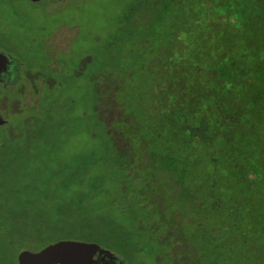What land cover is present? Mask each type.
Listing matches in <instances>:
<instances>
[{
    "label": "rangeland",
    "instance_id": "rangeland-1",
    "mask_svg": "<svg viewBox=\"0 0 264 264\" xmlns=\"http://www.w3.org/2000/svg\"><path fill=\"white\" fill-rule=\"evenodd\" d=\"M206 6L0 0V53L17 62L20 77L0 87V114L8 121L0 128V264H16L18 248L65 240L99 243L126 264H264V219L240 236L244 225L232 230L208 194L204 205L188 198L193 190L201 194L193 171L185 158L175 163L173 118L183 104L175 105L177 74L186 76L190 51L208 53V24L237 25L229 8L195 22L192 9ZM202 81L196 77L199 90L207 89ZM20 100L32 109L12 102ZM161 104L172 112L161 117L172 119L171 127L158 125ZM206 155L198 157L208 166ZM147 206L151 220L143 217ZM200 206L204 216L192 211Z\"/></svg>",
    "mask_w": 264,
    "mask_h": 264
},
{
    "label": "trees",
    "instance_id": "trees-1",
    "mask_svg": "<svg viewBox=\"0 0 264 264\" xmlns=\"http://www.w3.org/2000/svg\"><path fill=\"white\" fill-rule=\"evenodd\" d=\"M203 1L207 2L204 9L194 11L197 6H193L192 16L195 22L202 19L205 21L209 10V15L212 14L214 19V15L218 14L219 17L221 10L229 8L236 14L237 25H229L228 28L221 24H208L205 27L209 36L208 53L206 54V50L199 52V46L193 50L194 53L190 51L192 61L186 66L189 68L186 69V76L181 74V70L177 74L178 93L175 98L178 102L175 105L183 104L181 113L177 114L178 119L172 117L176 125L172 132H176L174 139L180 145L175 150L176 155L179 153V159L175 156V163L182 162L185 158L183 162L187 169L193 173L194 170L197 171V174L190 173L189 177H192L193 186L197 185L201 194L193 190L190 195L188 192V198L191 197L193 203L199 200L204 205L202 200L205 197L202 196L208 194L206 196L211 201V207L216 204L225 210L223 217L230 222L232 230L238 232V222L244 225L239 233L241 236L242 230L247 229L246 226H249L250 232L255 220L264 219V0H250L253 8H248V0ZM199 2L202 0H194L195 4ZM242 13L244 18L241 17ZM229 29L236 33L235 37L233 33L230 35ZM177 39L179 40L178 36ZM184 39L180 41L184 42ZM218 56L222 58L219 59ZM238 62L248 69L235 70ZM169 72L164 69L165 74ZM209 74L208 83H205V75ZM199 75L207 89L199 90L202 85L195 83ZM47 83L46 81L45 84ZM156 108L160 111V129L161 122L165 126L173 125L172 119L168 123L161 118L172 114L168 107L161 104ZM19 114L21 117L25 116V113ZM186 132L188 136L185 135ZM179 133L182 135L178 136ZM165 144L168 143L165 141ZM175 151L170 154L172 157ZM199 153H207L208 166L202 164ZM249 174H253V177H248ZM126 186L123 185L125 198L130 196ZM214 191L220 195H215ZM138 194L140 198L142 191ZM137 205L142 206L139 203ZM185 206H175L170 212V218L180 215L179 209H184ZM148 208L147 206L143 217L151 220L153 214ZM192 211L195 215L204 216L201 206ZM158 217L165 218L159 210ZM202 220L205 221V217ZM152 223L151 221L150 224ZM19 249L27 248H18L16 253Z\"/></svg>",
    "mask_w": 264,
    "mask_h": 264
},
{
    "label": "water",
    "instance_id": "water-1",
    "mask_svg": "<svg viewBox=\"0 0 264 264\" xmlns=\"http://www.w3.org/2000/svg\"><path fill=\"white\" fill-rule=\"evenodd\" d=\"M7 56L0 53V73L4 70ZM4 120L0 117V124ZM105 252L96 245L83 244L74 241H61L46 248L41 253L21 252L18 264H90L96 251Z\"/></svg>",
    "mask_w": 264,
    "mask_h": 264
},
{
    "label": "flooded vegetation",
    "instance_id": "flooded-vegetation-1",
    "mask_svg": "<svg viewBox=\"0 0 264 264\" xmlns=\"http://www.w3.org/2000/svg\"><path fill=\"white\" fill-rule=\"evenodd\" d=\"M7 58H8V62L5 63V66L3 69L4 71L2 73H0V87L2 90L7 89L8 87H10V88L13 87L17 83V81L20 80V77L18 76L19 65L17 64V62L15 60H12L10 57H7ZM21 88L23 89L22 85H21ZM20 91H21V89H20ZM12 102L20 103L21 105L25 106V104L23 102H21V100L20 101H12ZM25 107H26V109H29V108L32 109L31 106L30 107L25 106ZM19 113H22V111H20ZM0 117L2 118L1 114H0ZM2 120H4V122L2 124H0V128L6 127L7 123H8L7 120H5L3 118H2ZM65 241H67V240H65ZM68 241H70V240H68ZM58 242H61V241H56L53 243L45 244L42 248L37 249V250H28V249L21 250V249H19L16 253V264H18V257H19V254L21 252L27 251L30 253H41L46 248H48L49 246L56 244ZM74 242L96 245L97 247H99L100 249L105 251V252H101V251L97 250L96 252H94V254L92 255V259L90 261V264H126L122 258L116 256L111 251L102 247V245H100L99 243L86 242V241H74ZM58 264H60V263H58Z\"/></svg>",
    "mask_w": 264,
    "mask_h": 264
}]
</instances>
